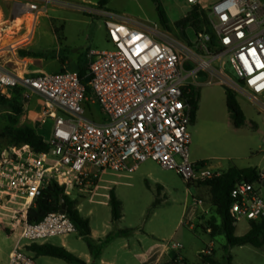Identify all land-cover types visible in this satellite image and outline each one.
Instances as JSON below:
<instances>
[{
	"label": "built area",
	"instance_id": "obj_1",
	"mask_svg": "<svg viewBox=\"0 0 264 264\" xmlns=\"http://www.w3.org/2000/svg\"><path fill=\"white\" fill-rule=\"evenodd\" d=\"M185 1L206 13L212 29V33L196 34L190 45L156 27L78 6L80 11L104 18L113 47L87 53L90 96L77 72L19 73L0 65V96L11 99L18 90L24 102L39 99V120L51 124L50 136L44 137L50 147L46 153L27 144L0 145V240L12 243L5 253L0 251V264H39L27 246L78 233L62 209L38 223L29 222V211L52 182L66 193L88 194L102 176L130 180L148 160L175 171L189 186L219 175L209 161L191 160L189 148L192 106L188 91L200 74H215L212 62L228 59L237 79L221 71L216 75L264 112V0H220L208 10L202 8L203 0ZM55 5L76 7L71 0L14 1L16 17L23 18L20 29H28L27 38L39 18ZM24 17H30V25ZM5 31L0 28V37ZM215 45L218 51L212 53L210 46ZM12 49L9 44L7 52ZM88 103L99 105L102 121L93 118ZM262 187L264 172L254 182L235 185L230 213L237 222L264 220ZM211 252L201 251L205 256Z\"/></svg>",
	"mask_w": 264,
	"mask_h": 264
},
{
	"label": "rangeland",
	"instance_id": "obj_2",
	"mask_svg": "<svg viewBox=\"0 0 264 264\" xmlns=\"http://www.w3.org/2000/svg\"><path fill=\"white\" fill-rule=\"evenodd\" d=\"M14 1L0 0L1 20H4V24L2 22L0 28H7V31L0 37V61L2 63H4L2 61L4 54H8V57L20 56V51L41 50L44 54L43 57L47 59L54 58L55 55L60 57L66 55L67 52L64 50L59 53L57 46L52 49L49 36L44 34L51 22L60 31L59 36L66 38L69 52L75 50L85 53V49L112 50L113 47L108 41L104 27V18L101 15L80 11L76 9L78 6L110 11L131 19L133 22L156 27L187 45L193 44L196 40V33L191 22L187 26L182 24L191 11L185 0H160L166 13L169 30L161 25L152 0H108L105 6L100 5V0H71L76 7L63 5L62 8L50 7L47 13L39 18L35 32L33 31L28 38V29L19 27L23 18L15 21L18 17L14 12ZM219 1L203 0L201 6L204 10H208ZM25 18L29 20L27 24L30 25V17ZM9 44L13 46V49L8 53ZM210 48L212 53L218 51L216 45L214 48L211 46ZM7 65L12 66L13 64L7 63ZM56 65L57 63L54 62L51 67ZM212 68L215 74L202 73L196 83V86L200 88V99L196 122L189 127L190 158L193 160L195 156H199L203 160L209 161L218 173H222L232 166L253 167L264 172V112H261L246 94L235 90L238 102L246 116L245 125L236 128L227 109L225 97V87H231L216 75L217 71H221L227 78L235 81L237 78L234 69L226 58L222 61L212 62ZM51 70L49 69L50 73L53 72ZM208 80L211 81L210 84H206ZM88 108L95 120L102 121L104 117L100 113L98 104L88 103ZM14 118L19 119L18 123L12 122ZM32 118L33 114L30 116V120ZM21 119L22 115L17 116L9 107L0 106L1 147L14 146L7 143L4 135L9 128L26 125L21 122ZM50 130L51 125L47 124L40 127L38 131L48 138ZM48 163H51V160ZM133 177L127 180L109 175L102 176L104 180L118 182L115 185L95 181V185L101 184L102 187L105 185L114 188L122 201L123 217L118 222L111 221L109 206L91 202L90 197H85L84 193L77 191H69L67 195L73 206L83 216L92 210V225L95 228H104L109 225L124 231L130 230L137 234L131 241L137 243L136 240H141L145 250L150 246L158 249L166 246L171 253H174L176 249L173 248V245H180L179 251L187 260L183 257L179 260V264H205L201 250L206 249H211L212 252L209 256L216 264H264V246L261 248L252 245L231 247L223 234L212 236L206 229L208 220L216 219L217 223H220L211 204L208 187L202 185L201 191L196 185L189 186L175 171L164 170L152 160L143 162ZM159 182L166 184V191L163 192L158 188ZM103 193L106 194L107 191L102 188L98 190L99 195ZM261 194L264 197V187L261 188ZM99 195L95 197L96 200H105ZM198 199L203 200L204 204H197ZM157 200L159 202L155 204ZM209 204L208 214L199 216L203 220L196 219L198 210L206 208ZM249 228V220L247 218L240 219L236 223V235H245ZM125 240L127 239L117 240L107 249L105 255L112 256ZM50 243L54 245L66 243L69 248L74 250L75 253H73L83 261H85V253L96 255L101 248L98 243H91V247H89L79 233L71 234L64 239L56 238ZM0 244L3 246L2 249L0 247V251L5 253L12 243L2 238ZM119 255V264H126V260L132 258L123 250ZM36 260L39 264H69L63 260L46 256L37 257ZM131 264L139 263L131 261Z\"/></svg>",
	"mask_w": 264,
	"mask_h": 264
},
{
	"label": "trees",
	"instance_id": "obj_3",
	"mask_svg": "<svg viewBox=\"0 0 264 264\" xmlns=\"http://www.w3.org/2000/svg\"><path fill=\"white\" fill-rule=\"evenodd\" d=\"M152 1L156 6V11L161 25L166 30H169L170 27L167 21L166 13L160 0ZM107 2L108 0L99 1L101 6H105ZM190 22L196 34L204 31L212 33L206 13L200 10L198 6L191 8L189 15L182 21V24L187 26ZM55 32L57 36H59L60 31L56 29ZM20 56L39 57L41 54L29 51H20ZM79 75L81 80L85 82L84 80L87 76L86 70L84 69L81 71ZM86 87L87 94L90 96L91 90L88 84H86ZM188 97L192 106L191 123L194 125L197 118L200 88L198 86H191L188 91ZM225 97L227 109L231 114L233 125L236 128L244 126L246 123V116L240 103L238 102L235 90L225 87ZM0 106L9 107L17 116H21L23 114V106L16 99H7L0 96ZM18 120V118H14L12 122L16 124L18 123ZM4 136L8 144H12L14 146L27 144L40 153H46L50 148L49 145L44 142V136L38 131V129H34L28 125H22L17 128H9ZM259 173V170L252 167L238 168L236 166H232L226 171L206 180L201 184L209 188L211 204L220 219L219 224L216 219L206 221L208 226L206 229L210 230L212 236L219 233L223 234L228 242V245L231 247L252 245L254 247L261 248L264 246V220L249 221V231L243 236H237L235 233L237 221L230 213L231 204L233 202L231 192L235 185L240 181L254 182L258 179ZM158 202L159 201L157 200L155 204ZM109 205L111 207L113 221L120 220L122 218L123 205L121 200L117 197L114 189H111L109 192ZM63 206H65L67 214L76 225L80 236L88 243L89 247H91V229L89 220L85 219L80 214V211L73 206V203L69 199L65 190L60 188L54 182L47 186L43 194L37 200L36 207L29 211L28 220L30 223H38L48 214L61 210ZM198 220L202 221L203 218L198 217ZM26 250L33 254L36 258L46 256L63 260L69 264H85L83 260L78 258L74 253L70 252L65 247L54 245L52 243L31 244L26 247ZM203 257L205 264H216L210 256L203 255Z\"/></svg>",
	"mask_w": 264,
	"mask_h": 264
},
{
	"label": "crops",
	"instance_id": "obj_4",
	"mask_svg": "<svg viewBox=\"0 0 264 264\" xmlns=\"http://www.w3.org/2000/svg\"><path fill=\"white\" fill-rule=\"evenodd\" d=\"M52 7L62 8V6H59V5H55ZM37 23L38 21L35 24V27L33 30L34 32H35ZM47 28L48 29L44 31V34L49 36L51 40L50 46L53 47L52 49H54V46H57V51L59 53H62V51L64 50L67 52L66 55H64L63 57H60L59 55H55L54 58L47 59L43 57L44 54L41 50H34L35 53L41 54V56L39 57H22V56H17V55L8 57V54H4L3 55L4 58L2 60L4 63L0 61V65L5 66L7 68H11V69H16L19 73H50L49 69L50 70L52 69L51 71L53 72L51 73H56L62 70H68V71L80 73L84 69L87 72V67H88L87 53L91 49H87V50L85 49V53H79L78 51H75V50H73V52L71 51L69 52L68 51L69 49L66 45V38L57 36L55 32L57 28L54 26V23L51 22L50 26ZM54 62H56L57 65L51 67V64ZM7 63H12L13 65L9 66L7 65ZM21 64H23L24 67H22ZM11 99L18 100L23 106V114H22V119H21L22 123H25L26 125L34 129L36 128L38 130L40 127L45 126L47 124L51 125L50 123L42 124L39 120L40 112H41V101L39 99L33 98L29 102H24L20 98V91L18 90L14 92ZM32 114H33V118L32 120H30V116ZM201 160H203V158L199 156H195L193 158V161H201ZM100 181L105 184H113V185L116 184L114 183L115 181L113 180L101 179ZM158 184H159L158 188L161 191L164 192L167 190L166 184H164L163 182H159ZM197 187L199 190L202 191L203 189L202 185L201 186L197 185ZM101 188L103 190H106L107 193L106 194L103 193L99 195L98 190ZM111 189H114V188H112L111 186H105V185L102 187L101 184H97L91 188L90 193L85 194V197H90L91 202L103 203L106 206L110 207L109 192ZM98 195L105 198V200H102V201L96 200L95 197H97ZM198 200H200L201 203H197V204L199 205L204 204L203 200L201 199H198ZM209 207H210V204L206 206V208H202L198 210L196 219H198L200 214H205V215L208 214ZM92 214L93 212L92 210H90L86 216H83L82 214L81 215L85 219L89 220V225L91 229V235H90L91 243L92 244L98 243L100 244L99 246L101 248H100V251L96 253V255H92L91 253H85V261H84L85 264H96L97 262H99V264H119V258H120L119 253L121 250H123L125 253H128L129 255L132 256V258L126 260L125 262L126 264H131V261L137 262L139 264H179V260H181L184 257L181 255V252L179 251L180 249L174 247V245L176 244L173 245V248L176 249L174 253H171L168 247L166 246H163L160 249L150 246L149 249L147 248V250H145L146 248L142 245L141 240L139 239L136 240L137 243H135L134 241L133 242L131 241L132 238L137 236V234L130 232V230L124 231V230L117 229L109 225H106L104 228L103 227L95 228L92 225V218H91ZM111 219H112V215H111ZM111 221L118 222V221H113V219ZM120 239H127V240L123 242L121 241L122 243L115 250L112 256H109V257L106 256L105 254H106L107 249L110 246H112L117 240H120ZM59 246L65 247L72 253L74 252V250L69 248V246L66 243H63ZM210 258L212 259V257ZM207 264H211V263H207Z\"/></svg>",
	"mask_w": 264,
	"mask_h": 264
},
{
	"label": "water",
	"instance_id": "obj_5",
	"mask_svg": "<svg viewBox=\"0 0 264 264\" xmlns=\"http://www.w3.org/2000/svg\"><path fill=\"white\" fill-rule=\"evenodd\" d=\"M84 81H85V83L88 84V83L90 82V78H89V77H85V80H84ZM65 210H66V209H65V206H63V207H62V212H65Z\"/></svg>",
	"mask_w": 264,
	"mask_h": 264
},
{
	"label": "bare ground",
	"instance_id": "obj_6",
	"mask_svg": "<svg viewBox=\"0 0 264 264\" xmlns=\"http://www.w3.org/2000/svg\"><path fill=\"white\" fill-rule=\"evenodd\" d=\"M22 17H18L15 21H17V20H20ZM1 23H2V20H1V13H0V25H1Z\"/></svg>",
	"mask_w": 264,
	"mask_h": 264
}]
</instances>
